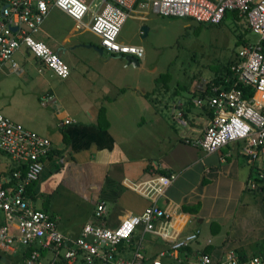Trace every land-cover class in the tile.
<instances>
[{
    "label": "crops",
    "instance_id": "crops-1",
    "mask_svg": "<svg viewBox=\"0 0 264 264\" xmlns=\"http://www.w3.org/2000/svg\"><path fill=\"white\" fill-rule=\"evenodd\" d=\"M89 23L90 17L88 28ZM78 24L85 25L84 21ZM62 42L52 49L71 68L70 77L62 79L51 72L49 78H59L61 86L47 79L45 89L39 92V104L30 103L26 109L9 104L0 107L4 112L0 114L48 137L56 151L45 159L39 181L30 185L27 199L31 206L54 217L59 230L73 243L85 225L116 228L127 216L143 213L156 200L158 207L170 214L156 225L161 230L163 223V236L139 227L129 242L118 246L117 260L132 261L140 250V264H152L159 252L196 230L199 239L164 257L163 264H189L201 252L214 261L228 251L242 259L263 258L264 190L251 191L249 181L255 179L264 160H251L242 141L212 154L193 145L191 141L201 137L210 115L194 104L197 98L193 107L187 99L206 87H199V81L180 84L174 90L161 83L156 88L141 86L133 79L120 78V71L128 70L125 65L115 73L113 68L76 53L82 45L73 41L66 47ZM113 56L129 57L112 55L113 60L117 59ZM36 60L39 72L42 65ZM9 72L14 71L1 73ZM18 73L25 72L21 69ZM46 94L54 95L57 102L41 106L40 98ZM173 94L178 96L172 98ZM102 108L104 128L99 121ZM175 111H181L187 122L184 126L175 121L185 127L179 132L173 130L171 121H163L166 115L175 120ZM67 119L73 122L66 124ZM167 129L176 136L165 137L162 132ZM160 171L176 178L166 193L157 197L154 188ZM102 202L107 210L96 219V208ZM137 237L135 251L131 245ZM20 252L15 256H21ZM8 257L16 263L12 255Z\"/></svg>",
    "mask_w": 264,
    "mask_h": 264
},
{
    "label": "built area",
    "instance_id": "built-area-1",
    "mask_svg": "<svg viewBox=\"0 0 264 264\" xmlns=\"http://www.w3.org/2000/svg\"><path fill=\"white\" fill-rule=\"evenodd\" d=\"M95 1L98 4H94ZM53 7L78 23L90 17V29L100 38L105 51L138 59L144 57L143 47L119 41L130 12L137 8H152L162 17L188 18L209 25H219L228 12H237L246 19L251 32L259 36L258 42L240 48L241 61L233 67L241 82L254 87V95L245 98L239 89L226 91L213 87L212 95L197 98L194 104L199 108L208 106L213 116L201 137L191 142L212 154L228 144L242 141L243 151L251 160H264V0H0V72L7 64L14 72H21L15 57L23 50L40 61V73L45 68L59 78L70 77L71 68L62 55L34 36ZM56 102L51 94L40 98L43 107ZM175 112V119L187 125L182 112ZM72 122L65 121L66 124ZM52 149L48 137L0 114V154L12 160V165L0 170V212L4 215V223L0 224V257H14L18 251H28L22 264H81L82 261L93 264L97 260L103 264H140L143 259L140 250L132 261L117 260L118 246L129 242L139 227L163 236V223L161 230H157L156 225L163 218L169 219L170 214L159 208L155 200L143 213L127 216L116 228L85 225L70 243L59 230L57 220L35 210L26 195L27 187L39 181ZM175 178V175L157 178L154 188L157 197L166 193ZM249 189H264V165L255 172V179L249 181ZM106 210L105 203H100L95 218L101 219ZM199 237L200 231L196 230L175 240L169 249L159 252L152 264H163L164 257L188 248ZM0 264L14 262L7 260ZM189 264H264V259L260 256L242 259L234 251H228L214 261L210 254L201 252Z\"/></svg>",
    "mask_w": 264,
    "mask_h": 264
},
{
    "label": "rangeland",
    "instance_id": "rangeland-1",
    "mask_svg": "<svg viewBox=\"0 0 264 264\" xmlns=\"http://www.w3.org/2000/svg\"><path fill=\"white\" fill-rule=\"evenodd\" d=\"M94 4H98V1ZM245 20L243 18L242 21L234 22L229 19L223 24H207L196 30L199 24L193 19L162 17L152 8H137L130 12L119 41L144 48L145 54L139 59V67L128 65L126 57L113 56L117 58L113 60L112 55L105 50L103 54H100L94 48H88V45L102 48L100 38L86 26L89 17L84 20L85 25L80 26L78 22L56 7L51 9L45 23L34 31V36L46 42L51 48H55L54 45L62 42V37L71 40L62 42L66 47L74 41V44L82 45L77 48L76 53L89 57L98 65L113 68L115 73L117 68L125 65L128 70L120 71V78L133 79L141 86L159 87L160 85H156L157 80L163 77L161 75L169 74L171 80L166 84L171 90L176 89L180 84L194 81H199V87L204 88L206 80L212 76V70L218 68L233 52L239 50L236 46L237 35L246 34L250 30ZM144 26L149 28L146 37H143ZM247 38L252 43L259 41V36L251 31L247 33ZM15 59L25 73L3 74L0 72V107L9 104L15 109H26L30 103L39 104V92L45 89L47 79L55 83L61 82L57 77L49 78L51 71L47 69L43 70V74L39 73V65L33 55L24 54L22 50ZM3 70V72L12 71L9 64L5 65ZM197 76H201L204 80L195 78ZM165 82L162 79L160 83L164 86ZM0 112L3 111L0 109ZM163 121H171L172 128L175 127L178 132L185 128L176 123V119L167 115L164 116ZM162 133L165 137L176 136L168 129ZM10 165L12 160L7 155L0 154V170Z\"/></svg>",
    "mask_w": 264,
    "mask_h": 264
},
{
    "label": "trees",
    "instance_id": "trees-1",
    "mask_svg": "<svg viewBox=\"0 0 264 264\" xmlns=\"http://www.w3.org/2000/svg\"><path fill=\"white\" fill-rule=\"evenodd\" d=\"M233 20L234 22H238V21H242L243 18H241L239 16V14L237 12H228L226 14V17L224 19V21L221 23L223 24L224 22H226V20ZM246 22V20H245ZM247 23V22H246ZM198 27L196 28V30H199L201 27H203L204 25L207 24H203V23H198ZM251 30H248L247 33H249ZM247 33H242V34H238L237 35V48L240 50L241 47L246 46L250 43H252L248 38H247ZM239 50L233 52L231 54V56L226 59L225 62H223V64H221L220 66H218V68H216L215 70H212V76L210 77V79L206 80V88L204 91H198V92H194L193 94L191 93L188 96L187 102L189 104V106L193 107V99L194 98H201V99H205L208 96L212 95V88L213 87H219L221 90H232V89H239L244 93V97L245 98H251L254 95L255 89L254 87L250 86V85H246L243 82L240 81L239 79V75L233 70V67L235 65H237L238 63H240L241 59L239 57ZM163 76L161 79H158L156 82V85H159L161 80L163 79L164 81H166L164 84L168 83V81H170V75H161ZM197 79H201L204 80L201 76H197L195 77ZM167 85V84H166ZM178 96V94H173L172 98H176ZM205 112H207L210 115V118L213 116V110L211 108H209L208 106H204L202 108ZM105 117V109L102 108L100 111V115H99V121L101 123V127H106V126H102V120ZM54 152L56 151H52L51 154H54ZM14 169V168H13ZM160 173L164 176H170L168 173L164 172V171H160ZM36 183V182H34ZM33 183V184H34ZM31 184V185H33ZM30 189V186L27 187V191H26V195L28 190ZM264 190V189H263ZM258 193L262 192V189H259V191H257ZM139 241V238H136V241L133 243V246L131 245V249L136 251V246L137 243ZM205 254H208L207 252H204ZM28 251L26 252H20V255L15 256V264H22L24 257L27 256ZM10 257L8 256H1L0 257V263L2 261H5L7 259H9ZM263 259H264V253H263ZM58 264H64L63 262H60ZM81 264H88L85 261H82ZM93 264H103L101 261H95Z\"/></svg>",
    "mask_w": 264,
    "mask_h": 264
},
{
    "label": "water",
    "instance_id": "water-1",
    "mask_svg": "<svg viewBox=\"0 0 264 264\" xmlns=\"http://www.w3.org/2000/svg\"><path fill=\"white\" fill-rule=\"evenodd\" d=\"M16 30V29H15ZM143 30V37H146L147 34H148V31H149V28L147 27H143L142 28ZM88 48H94L96 51H98L100 54H103L104 52V49L100 48L99 46H92V45H88L87 46ZM127 62H128V65H133L135 67H139L140 66V62H139V59L136 58V57H133V56H129L127 58Z\"/></svg>",
    "mask_w": 264,
    "mask_h": 264
}]
</instances>
